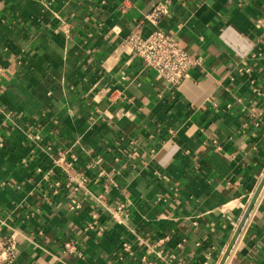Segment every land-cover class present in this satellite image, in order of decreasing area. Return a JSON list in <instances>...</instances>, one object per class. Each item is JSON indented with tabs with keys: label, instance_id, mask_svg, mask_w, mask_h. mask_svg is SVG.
<instances>
[{
	"label": "crops",
	"instance_id": "0c3cea01",
	"mask_svg": "<svg viewBox=\"0 0 264 264\" xmlns=\"http://www.w3.org/2000/svg\"><path fill=\"white\" fill-rule=\"evenodd\" d=\"M157 23L203 60L179 85L126 45ZM0 59L15 264H220L264 178V0H0ZM224 264H264V185Z\"/></svg>",
	"mask_w": 264,
	"mask_h": 264
},
{
	"label": "built area",
	"instance_id": "2783aa9c",
	"mask_svg": "<svg viewBox=\"0 0 264 264\" xmlns=\"http://www.w3.org/2000/svg\"><path fill=\"white\" fill-rule=\"evenodd\" d=\"M166 4H159L150 14L152 20H158L165 14L171 13ZM158 25V23H157ZM126 45L136 54L145 65L154 69L164 80L171 85H179L186 79L192 76V68L202 63V58L194 56L187 51L175 34L169 31L166 27L156 26V28L148 33L143 34L140 31L130 32L126 38ZM6 66L0 59V82L6 73ZM247 71H250L248 68ZM227 107L231 108L232 104L228 103ZM105 172L102 171L100 175ZM85 180V178H84ZM69 185L71 179L67 180ZM62 181L57 180L54 186V194L59 193V187ZM77 186L75 190H79ZM73 209H78L82 206L81 201L73 200ZM99 216L97 212L93 211V220L88 223L87 228L100 232V227H97ZM18 236L16 234L5 235L0 238V264H15L18 258ZM77 240L70 238L65 242L66 249L72 253L80 254L78 250ZM137 248L133 244H125L119 252V260L122 264H133L131 258L136 253ZM140 262L142 264H155L154 261L149 260L152 254L159 256L157 245L149 246L143 252V248H139Z\"/></svg>",
	"mask_w": 264,
	"mask_h": 264
},
{
	"label": "water",
	"instance_id": "95a60500",
	"mask_svg": "<svg viewBox=\"0 0 264 264\" xmlns=\"http://www.w3.org/2000/svg\"><path fill=\"white\" fill-rule=\"evenodd\" d=\"M263 185H264V178H263V180L261 181V183H260V185H259V187H258V189H257V191H256V193H255V195H254V197L252 198V200H251L249 206L247 207V210H246V212H245V214H244V216H243V218H242V220H241V222H240V224H239V226H238V228H237V230H236V232H235V234H234V236H233V238H232V241H231V243H230V245H229V248H228V250L226 251V253L224 254V257L222 258L220 264H224V262L226 261L228 255H229V253H230V251H231V248H232L233 245L235 244V241H236V239H237L239 233L241 232V229H242V227H243V225H244V223H245L247 217L249 216V214H250V212H251V210H252V208H253V205L255 204V202H256V200H257V198H258V196H259V194H260V192H261V189H262Z\"/></svg>",
	"mask_w": 264,
	"mask_h": 264
}]
</instances>
